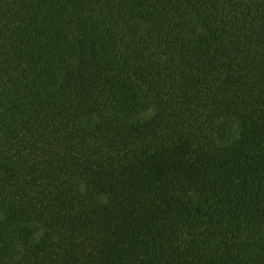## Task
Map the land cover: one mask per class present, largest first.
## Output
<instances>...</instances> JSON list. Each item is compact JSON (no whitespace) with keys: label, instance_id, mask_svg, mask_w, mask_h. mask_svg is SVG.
Instances as JSON below:
<instances>
[{"label":"trees","instance_id":"trees-1","mask_svg":"<svg viewBox=\"0 0 264 264\" xmlns=\"http://www.w3.org/2000/svg\"><path fill=\"white\" fill-rule=\"evenodd\" d=\"M0 264H264V0H0Z\"/></svg>","mask_w":264,"mask_h":264}]
</instances>
